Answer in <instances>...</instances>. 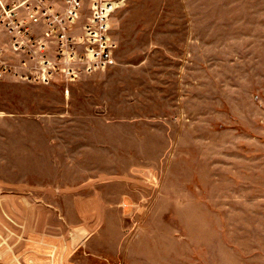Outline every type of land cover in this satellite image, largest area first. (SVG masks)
I'll return each instance as SVG.
<instances>
[{
  "label": "rangeland",
  "instance_id": "1",
  "mask_svg": "<svg viewBox=\"0 0 264 264\" xmlns=\"http://www.w3.org/2000/svg\"><path fill=\"white\" fill-rule=\"evenodd\" d=\"M114 1V64L0 81V264H264V0Z\"/></svg>",
  "mask_w": 264,
  "mask_h": 264
},
{
  "label": "built area",
  "instance_id": "2",
  "mask_svg": "<svg viewBox=\"0 0 264 264\" xmlns=\"http://www.w3.org/2000/svg\"><path fill=\"white\" fill-rule=\"evenodd\" d=\"M114 0H0V81L49 84L114 64ZM80 26L78 21L85 17ZM81 32L82 34H79Z\"/></svg>",
  "mask_w": 264,
  "mask_h": 264
}]
</instances>
